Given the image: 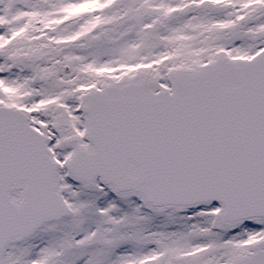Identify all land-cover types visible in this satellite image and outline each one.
Returning <instances> with one entry per match:
<instances>
[{
  "label": "snow or ice",
  "instance_id": "1",
  "mask_svg": "<svg viewBox=\"0 0 264 264\" xmlns=\"http://www.w3.org/2000/svg\"><path fill=\"white\" fill-rule=\"evenodd\" d=\"M0 264H264V0H0Z\"/></svg>",
  "mask_w": 264,
  "mask_h": 264
}]
</instances>
